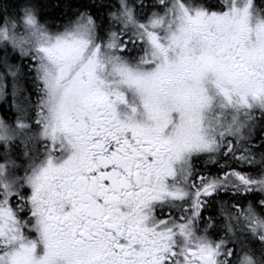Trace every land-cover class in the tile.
I'll return each mask as SVG.
<instances>
[{"label": "snow or ice", "instance_id": "6c2138e0", "mask_svg": "<svg viewBox=\"0 0 264 264\" xmlns=\"http://www.w3.org/2000/svg\"><path fill=\"white\" fill-rule=\"evenodd\" d=\"M0 264H264V0H0Z\"/></svg>", "mask_w": 264, "mask_h": 264}]
</instances>
